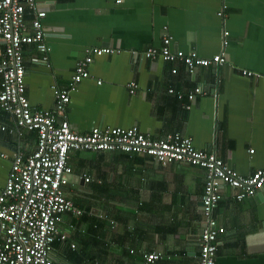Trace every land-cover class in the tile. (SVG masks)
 <instances>
[{
    "label": "crops",
    "instance_id": "obj_1",
    "mask_svg": "<svg viewBox=\"0 0 264 264\" xmlns=\"http://www.w3.org/2000/svg\"><path fill=\"white\" fill-rule=\"evenodd\" d=\"M35 2L44 13L48 51L44 58L35 45L22 48L32 110L54 107L52 86L69 88L87 48L110 47L119 52L94 55L89 76L70 94L72 130L137 126L152 138L177 132L241 175L264 168V0ZM32 17L25 12L27 22ZM165 33L172 50L222 54L225 63L189 72L181 63L146 59L143 51L160 45ZM3 48L0 38V55ZM196 86L202 91L189 100ZM1 125L0 190L14 153L31 152L37 139L36 131L17 129L3 111ZM68 161L64 192L81 214L61 215L58 228L66 238L53 242V264H143L150 252L160 254L151 264H198L203 168L122 151L70 150ZM233 192L222 185L212 212L224 228L215 264H264V186L240 201Z\"/></svg>",
    "mask_w": 264,
    "mask_h": 264
},
{
    "label": "built area",
    "instance_id": "obj_2",
    "mask_svg": "<svg viewBox=\"0 0 264 264\" xmlns=\"http://www.w3.org/2000/svg\"><path fill=\"white\" fill-rule=\"evenodd\" d=\"M28 10L32 11L33 17L27 22L25 12ZM43 16L35 0H0V38L4 43L0 55V111L11 115L17 129L23 127L37 134L36 146L31 152L14 153L4 187L0 190V264H53L50 257L53 242L66 238L58 228L61 215L66 212L75 216L81 214L64 192V185L72 172L68 161L70 150L142 153L163 165L179 162L203 168L201 216L197 220L200 226L198 264H215L218 236L224 228L217 223L212 212L222 197L221 186L232 188L233 199L237 201L252 196L264 186V168L241 175L214 151L195 148L191 137L177 132L152 138L137 126L93 127L87 133L72 130L66 117L71 92L89 76V64L94 55L119 52L118 49L87 48L75 64L69 88L52 86L54 107L32 110L25 92L22 48L25 44L35 45L46 58L48 47L41 21ZM170 40L165 33L160 45L147 47L143 56L181 63L189 72L197 66L225 63L222 54L205 58L195 51L172 50ZM171 72L176 73V67ZM242 73L253 75L245 69ZM129 86L133 92L137 85L131 82ZM168 91L174 92V89ZM201 91L196 86L188 92L187 98L192 100ZM177 95L179 98L183 96L180 92ZM189 107L187 104L186 108ZM0 128L5 129V126ZM84 179L90 180L86 176ZM70 247L75 248L74 242ZM159 255L144 253L143 264L153 263Z\"/></svg>",
    "mask_w": 264,
    "mask_h": 264
}]
</instances>
